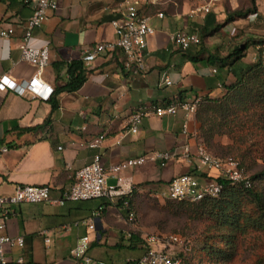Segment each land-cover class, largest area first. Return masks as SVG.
Segmentation results:
<instances>
[{
	"label": "crops",
	"instance_id": "0c3cea01",
	"mask_svg": "<svg viewBox=\"0 0 264 264\" xmlns=\"http://www.w3.org/2000/svg\"><path fill=\"white\" fill-rule=\"evenodd\" d=\"M56 2L57 10L49 13L29 42L36 48L49 47V65L40 78L54 92L68 80L67 65L82 61L95 45L113 41L112 22L122 18L129 4L141 9L144 0ZM32 12L24 0H0V33L14 30L8 39L0 36V75L7 74L19 83L29 81L37 71L22 59L20 51V39ZM164 15V19L157 13L148 15L156 32L148 39L144 69L138 76L124 67V55L118 50L98 55L86 67L84 85L74 93L58 94L55 109L54 93L43 101L30 94L22 97L12 91L0 92V148H8L0 159V196H12L19 186H33L49 187L51 198L59 199L75 183L76 173L91 164L96 155H101L104 167L109 168L140 155L181 150L187 144L195 154L199 133L195 115L187 117L183 111L175 116L152 114L143 119L137 133L130 132L129 118L141 107L222 97L235 76L228 68L212 65L208 58L227 57L247 37L264 36V0H257V14L221 28L223 37L210 32L222 24L213 13L191 16L176 11ZM247 26L256 27L257 32L248 30L239 35L237 28ZM201 28L209 32L201 46L182 50L171 41L179 31L200 37ZM256 56L249 50L240 64L249 65ZM60 64L63 66L58 71L56 66ZM164 74L172 81L171 86L162 83ZM102 135L105 138L100 148L88 147ZM184 174L202 182L218 177L215 171L199 168L195 158L191 163L177 158L165 167L150 162L121 176L124 188L132 186L131 195L138 198L146 185L167 192L171 181ZM109 183L115 180L109 179ZM121 201L22 203L9 207L5 234L24 238V246L8 249V259H22L24 264H84L75 261L71 251L86 235L91 239L92 264H127L139 259L146 248L137 237L135 221L129 220L128 208L119 206ZM3 214L5 211L0 210V216ZM89 220L96 221V231L87 228L84 222Z\"/></svg>",
	"mask_w": 264,
	"mask_h": 264
},
{
	"label": "built area",
	"instance_id": "2783aa9c",
	"mask_svg": "<svg viewBox=\"0 0 264 264\" xmlns=\"http://www.w3.org/2000/svg\"><path fill=\"white\" fill-rule=\"evenodd\" d=\"M24 2L31 6L33 12L20 39V51L22 59L34 66L37 71L32 79L20 83L7 74L0 75V92L12 91L22 97L30 94L35 98L48 101L54 93V88L46 84L40 77L43 70L49 65L50 49L47 46L36 48L30 46L29 42L33 32L48 19L50 12L57 10L58 4L56 0H24ZM144 3L155 5L157 0H144ZM209 13H211V6L206 4L190 15L204 16ZM157 17L164 19L165 15L159 12ZM112 26L115 31V39L95 45L91 51L83 56L84 66L89 67L97 56L102 53L113 54L119 50L124 55V67L131 71L133 75L138 76L144 69V51L148 45V39L156 32L151 24V17L144 14V12H140V8L133 3L127 6L121 19L112 22ZM13 34L14 30L10 28L2 31L0 36L8 39ZM171 41L176 47L188 50L191 46L200 44V37L197 34H187L179 31L171 36ZM162 83L166 86L173 84L166 74L162 77ZM200 102L201 99L196 98L192 101H179L166 106L141 107L129 118L130 132L137 133L143 119L152 114L158 117L175 116L183 111L187 117L195 115ZM187 131V125H185L184 133H187ZM104 138L103 135L99 136L91 141L88 147L92 149L100 148ZM7 152V147H1L0 159ZM177 158H181L188 163H191L195 158L199 168L215 171L218 175L217 178H225L232 183H244L247 187L251 186L250 176L237 160L230 157H215L201 143H197L195 154L192 152V147L187 144L181 150L140 155L109 168L104 167L101 155H96L91 164L76 173L75 183L59 199L53 200L51 198L49 187L33 186H19L12 196H0V210L5 211V214L0 216V264H24L22 259L11 261L7 257L8 249L24 246V238L5 234L6 212L9 207L22 203L63 205L67 201L86 202L97 199L119 202L123 197L130 196L133 193L132 186L128 189L123 186L124 179L121 175L124 171L140 168L150 162L159 163L161 167H165L170 161ZM109 179H114L115 183L110 184ZM216 179L202 182L191 174L180 175L171 181L167 192L160 193V197L190 202L217 199L221 195L222 186L216 182ZM124 207H129L127 201H124ZM129 220H135L134 213H129ZM84 223L89 231H96V221L89 220ZM74 225L78 226L79 222ZM90 244L89 235L80 238L71 251L73 259L80 263L92 264L93 259L89 255ZM184 244V237L177 234L149 236L145 254L139 259L129 261L127 264H183L182 259L177 256L175 250L176 247H182Z\"/></svg>",
	"mask_w": 264,
	"mask_h": 264
},
{
	"label": "trees",
	"instance_id": "16d2710c",
	"mask_svg": "<svg viewBox=\"0 0 264 264\" xmlns=\"http://www.w3.org/2000/svg\"><path fill=\"white\" fill-rule=\"evenodd\" d=\"M151 10L157 11V5L143 3L140 12L148 15ZM255 14L257 0H252L251 7L247 10L229 13L225 24ZM223 25L220 24L211 33L219 31ZM208 35L206 28L200 29L199 46L204 44L203 40ZM251 49L257 55L256 60L241 73H237L234 67L247 57ZM208 61L216 67L228 68L235 80L225 86L222 97L201 98L195 113L196 121L201 125L198 143L204 144L215 157L237 160L250 176L251 186L217 178L216 182L222 186L219 198L190 202L162 198L157 188L146 185L142 192L138 193V198L135 195L125 196L119 206L124 207V201H127L128 212L134 213L136 223L138 202L145 197L158 202L178 203L180 210L189 218L212 223L204 251L216 258L218 264H230L247 240H256V244H261V247L256 246L264 250V36L251 35L237 45L227 57L210 56ZM62 66L57 65L56 69L60 71ZM67 75V82L54 92V109L58 107L55 99L58 94L74 93L84 85L88 78V69L83 61H73L67 65ZM224 138L228 140L227 144L222 143L221 139ZM137 237L146 248L148 236L137 234ZM211 240L214 243L210 244ZM186 245L185 239L182 247ZM187 255L186 249L177 254L183 264H187ZM257 258L255 264H264L263 252Z\"/></svg>",
	"mask_w": 264,
	"mask_h": 264
},
{
	"label": "rangeland",
	"instance_id": "374dc122",
	"mask_svg": "<svg viewBox=\"0 0 264 264\" xmlns=\"http://www.w3.org/2000/svg\"><path fill=\"white\" fill-rule=\"evenodd\" d=\"M251 1L252 0H157V11L154 12L151 10L148 15L159 12L164 14L174 13L176 11H186L191 14L193 11L209 4L211 6V13L218 16L225 27L227 25L225 23L228 14L238 10H247L251 7ZM215 29H217V27H214L213 30ZM221 30L222 29L216 33L223 37ZM228 30L231 31V28H228ZM248 30L254 33L257 32L256 27L247 26L242 30L237 28L239 35L244 34L245 31ZM229 31H226V34H228ZM210 32H212V30ZM254 36L259 37L260 35ZM224 37H226V35H224ZM254 53L255 51L251 49V56H253ZM247 66L246 64L239 63L234 69L237 73H241ZM198 124L200 133L201 125L200 123ZM137 212L138 220L136 222V233L138 235L142 237L181 235L187 240V245L185 247H176L175 253H181L186 249L188 254L187 264H218L216 258L209 256L204 251L205 241L208 236L209 228L212 227V223L189 218L180 210L178 203L158 202L149 197H145L138 202ZM212 243H214L213 240L210 241V244ZM256 245L260 246L261 244H256V240H247L243 243L235 260L230 264H255L258 255L261 252L264 253V250L260 248L261 246L258 247Z\"/></svg>",
	"mask_w": 264,
	"mask_h": 264
}]
</instances>
